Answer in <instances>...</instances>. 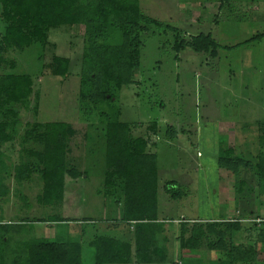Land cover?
I'll return each instance as SVG.
<instances>
[{
	"label": "rangeland",
	"instance_id": "obj_1",
	"mask_svg": "<svg viewBox=\"0 0 264 264\" xmlns=\"http://www.w3.org/2000/svg\"><path fill=\"white\" fill-rule=\"evenodd\" d=\"M139 2L147 22L158 20L165 26L157 29L149 22L152 28L143 34L141 67L134 79L139 84L123 87L110 104L79 98L83 25L53 29L45 47L36 43L3 54L7 62L0 66V76H34L31 96L15 107L18 117H0L6 122L18 120L10 122L14 126L10 130L13 140L2 148L5 168L0 167L2 185L9 189L7 196L0 199V219L13 222L14 233L23 224L11 250L16 249L15 242L29 238H72L83 240L82 264H96L95 250L89 242L100 234L120 235V227L135 245V228L117 224L122 217V182L118 180L109 191L102 189L106 173L104 114L111 115L115 105L122 111L119 119L134 126L131 139L144 138L149 142L148 152L157 154L158 219L170 224L164 230H149L154 238L150 256L148 260L134 258L132 264H146L149 260L151 264H180L185 254L205 260L223 256L222 252L211 251L205 241L199 251H181L183 219L191 227L193 223L206 225L217 223L215 219L240 218L243 212H252L253 219L264 218V198L258 189L253 195L246 190L240 205L236 204L235 184L239 177L219 169L217 160L220 146L249 157L245 152L253 151L256 146L251 144L264 134V124L262 130L254 124L247 126L254 131L250 144L246 142L250 132L243 127L246 121H264V39L250 41L256 34H264V0H231V6L223 9L221 0ZM6 24L0 7V39ZM166 26L180 29L185 40L201 33L212 34L220 46L218 56L196 53L189 47L176 54L175 32ZM114 35L112 44H121L123 36ZM56 55L70 58L66 78L54 76L52 60ZM13 63L15 69L11 67ZM53 123L70 124L75 129L64 157L67 168L81 174L76 179L65 175V197L54 208L37 202L43 180L40 164L29 152H40L44 145L27 137L36 125L34 136ZM152 123L157 125L155 131L148 129ZM171 126L176 130L173 140L167 129ZM19 165L32 169L31 181L16 183L15 168ZM240 173V180H252L246 170ZM172 181H177L185 194L181 199H172L165 192L166 184ZM254 183L251 181V185ZM50 216H60L67 222L42 223V218ZM243 223L244 229L232 244L256 251L257 264H264V242L258 240L261 228L253 229L250 220ZM190 235L189 231L185 238ZM159 249L162 254L157 253Z\"/></svg>",
	"mask_w": 264,
	"mask_h": 264
},
{
	"label": "trees",
	"instance_id": "obj_2",
	"mask_svg": "<svg viewBox=\"0 0 264 264\" xmlns=\"http://www.w3.org/2000/svg\"><path fill=\"white\" fill-rule=\"evenodd\" d=\"M225 5L231 6V0H221L220 8L223 9ZM0 7L5 24L7 23L0 39V66L7 62L3 54L10 49H27L36 43L45 47L50 41L49 34L53 29L83 25L85 46L81 59L78 95L82 101L103 104H110L123 87L139 84L134 79L141 67L143 34H147L152 28L150 24H154L157 29L165 26L158 20H149V24L142 14L139 0H0ZM166 28L175 32L173 49L176 54L189 47L196 53L211 54L214 58L218 56L220 46L212 34L201 33L189 37L190 40H185L180 29L171 26ZM115 33L118 38L120 35L123 36V42L119 45L112 44V36H115ZM257 39H264V34H256L250 41ZM176 59H179V56ZM52 62L54 76L62 78L69 76L70 58L56 55ZM11 67L16 68L14 63ZM33 78L34 76L30 74L0 76V117L4 120L8 117H18L15 107L26 102L31 96ZM104 115L107 121L102 129L106 145V173L102 189L103 192L105 189L109 191L115 187L118 180L122 182L120 196L122 217L117 224H124L130 229L135 228V245L133 246L131 240H127L126 230L120 227L121 229L117 228L120 235L100 234L89 242V246L95 250L96 264H132L134 258L148 260L154 240L149 230H164L170 225L158 219V157L156 153L148 152L147 140L131 139L134 126L119 119L122 115L121 108L115 105L111 115ZM4 120L0 121V167L5 168L2 148L13 140L10 130L12 131L14 126L10 122L15 123L17 119L9 122ZM252 124L262 130L264 121L256 120L253 123L246 121L243 127L247 128ZM148 129L155 131L156 123H152ZM167 129L170 139L173 140L176 130L173 126ZM257 129V132L261 131ZM36 131L37 125L33 131L27 132V137L33 139L35 143L44 145L40 152L34 150L29 152L38 160L43 180L42 192L37 196V202L42 207L54 208L64 200L65 175L73 179L81 176L76 169L67 168L64 157L70 139L76 131L66 123L47 125L45 131L34 136ZM247 131L250 133L246 142L250 143L253 141L251 135L254 131H250V128H247ZM257 140L250 143L252 147L256 146L254 150L245 152V155L249 153V157L221 146L218 150L219 169H225L228 173L233 172L239 177L235 184V203L239 205L246 190L248 195H253L254 189L257 188L259 196L264 198V134H260ZM255 142L257 145H254ZM245 170L250 174L254 184L251 185L249 181V185L245 180H240V172ZM14 177L17 184L29 182L33 177V171L27 165H19L15 168ZM2 182L0 179V199L9 193V189L5 188ZM164 189L175 200L185 195L177 181L168 182ZM98 193L106 198V194L101 191ZM21 198L26 199L24 195ZM251 213L243 212L240 218L215 219L217 223L206 225L193 223L191 227L187 225L188 221L183 219L181 251L186 253L199 251L204 248L201 245L205 241L208 242L207 246L211 251L224 254L215 260L186 257L185 254L180 264H257L256 251L243 245L232 244L236 234L244 229L243 222L253 220ZM43 221L50 224L67 222L60 216L42 218V223ZM12 223L0 219V264H82L83 240L78 239L29 238L15 242L16 249L11 250L10 245L15 241V235L19 234L23 225L20 224L17 233H14ZM251 225L253 229L257 226L261 228L258 240L264 242L263 224ZM189 231L190 237L185 238ZM156 251L163 253L161 249ZM151 263L149 260L146 264Z\"/></svg>",
	"mask_w": 264,
	"mask_h": 264
},
{
	"label": "built area",
	"instance_id": "obj_3",
	"mask_svg": "<svg viewBox=\"0 0 264 264\" xmlns=\"http://www.w3.org/2000/svg\"><path fill=\"white\" fill-rule=\"evenodd\" d=\"M252 223H258V224H264V218H255L253 220H250Z\"/></svg>",
	"mask_w": 264,
	"mask_h": 264
},
{
	"label": "crops",
	"instance_id": "obj_4",
	"mask_svg": "<svg viewBox=\"0 0 264 264\" xmlns=\"http://www.w3.org/2000/svg\"><path fill=\"white\" fill-rule=\"evenodd\" d=\"M246 140H247V139H246ZM246 140H245V141H246Z\"/></svg>",
	"mask_w": 264,
	"mask_h": 264
}]
</instances>
